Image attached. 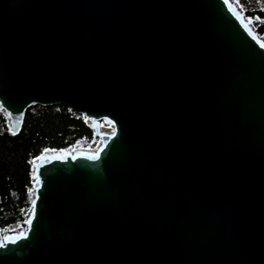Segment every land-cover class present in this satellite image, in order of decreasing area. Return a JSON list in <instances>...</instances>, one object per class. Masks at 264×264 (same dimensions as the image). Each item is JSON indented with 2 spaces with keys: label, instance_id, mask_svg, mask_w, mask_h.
Wrapping results in <instances>:
<instances>
[{
  "label": "water",
  "instance_id": "95a60500",
  "mask_svg": "<svg viewBox=\"0 0 264 264\" xmlns=\"http://www.w3.org/2000/svg\"><path fill=\"white\" fill-rule=\"evenodd\" d=\"M261 44L232 0H0L10 130L64 105L101 139L34 159L0 264H264Z\"/></svg>",
  "mask_w": 264,
  "mask_h": 264
},
{
  "label": "trees",
  "instance_id": "16d2710c",
  "mask_svg": "<svg viewBox=\"0 0 264 264\" xmlns=\"http://www.w3.org/2000/svg\"><path fill=\"white\" fill-rule=\"evenodd\" d=\"M261 8L246 11L250 19L260 21L257 32L264 34V0ZM94 138L84 115L64 105H33L22 130L13 134L8 119L0 113V236L2 232L26 220L31 207L33 161L46 150L68 149Z\"/></svg>",
  "mask_w": 264,
  "mask_h": 264
},
{
  "label": "rangeland",
  "instance_id": "374dc122",
  "mask_svg": "<svg viewBox=\"0 0 264 264\" xmlns=\"http://www.w3.org/2000/svg\"><path fill=\"white\" fill-rule=\"evenodd\" d=\"M232 1L239 7L240 10L242 8L241 11H243L245 14H246L247 10L262 7V3L260 0H238V2H237V0H232ZM247 19H248V21L249 20L251 21L250 25L257 31L260 21L250 19L248 16H247ZM261 36L264 38V34ZM0 113H3L5 115V113L1 107H0ZM101 126H104L106 128H114L113 125H111L110 123H108L106 121H102ZM100 140H101L100 138L94 137L91 141H83L77 145V149L97 148L98 144L100 143ZM32 192H33V190H32ZM30 211H31V207L26 211V219H27L28 215L30 214ZM27 227L28 226H27L26 220L24 222L12 225L11 227L5 229L2 232V235L0 236V242L4 240L5 236L8 233H17L20 231H24L27 229Z\"/></svg>",
  "mask_w": 264,
  "mask_h": 264
},
{
  "label": "snow or ice",
  "instance_id": "6c2138e0",
  "mask_svg": "<svg viewBox=\"0 0 264 264\" xmlns=\"http://www.w3.org/2000/svg\"><path fill=\"white\" fill-rule=\"evenodd\" d=\"M237 2H238V0H237ZM226 3H227V0H226ZM241 10H242V8H241ZM256 19L259 20L260 18L257 17ZM249 23H251L250 20H249ZM260 46H261L262 48H264V44H261ZM13 134H15V133H13ZM97 158H98V157H97ZM35 203H36L35 200H33V201H32V205H33V207H32V209H31V211L33 212V214L35 213ZM26 223H28L29 225H31V220H30V219L27 220ZM20 235H21V236H24L25 233H21ZM4 239L7 240L8 238L5 237ZM0 246H3V244L0 243Z\"/></svg>",
  "mask_w": 264,
  "mask_h": 264
},
{
  "label": "bare ground",
  "instance_id": "6f19581e",
  "mask_svg": "<svg viewBox=\"0 0 264 264\" xmlns=\"http://www.w3.org/2000/svg\"><path fill=\"white\" fill-rule=\"evenodd\" d=\"M102 130L105 131V132H109V133H113V128H106L104 126H102ZM100 143H101V140H100ZM77 149V148H74V150ZM85 149V148H83ZM78 150V149H77ZM86 150H90V151H96L97 148H89V149H86Z\"/></svg>",
  "mask_w": 264,
  "mask_h": 264
},
{
  "label": "built area",
  "instance_id": "2783aa9c",
  "mask_svg": "<svg viewBox=\"0 0 264 264\" xmlns=\"http://www.w3.org/2000/svg\"><path fill=\"white\" fill-rule=\"evenodd\" d=\"M84 117L86 118L87 123L90 124V120L86 116H84ZM113 130H114V128H113ZM99 145H100V143L98 144L97 148L99 147ZM74 147L77 148V145Z\"/></svg>",
  "mask_w": 264,
  "mask_h": 264
}]
</instances>
